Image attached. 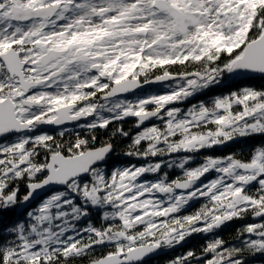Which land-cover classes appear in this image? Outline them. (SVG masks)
I'll list each match as a JSON object with an SVG mask.
<instances>
[{"label": "snow or ice", "instance_id": "1", "mask_svg": "<svg viewBox=\"0 0 264 264\" xmlns=\"http://www.w3.org/2000/svg\"><path fill=\"white\" fill-rule=\"evenodd\" d=\"M233 76L264 78V0H0V264H149L247 218L168 264L264 257V143L194 163L264 137V87L180 106ZM117 136L146 163L109 168Z\"/></svg>", "mask_w": 264, "mask_h": 264}, {"label": "trees", "instance_id": "2", "mask_svg": "<svg viewBox=\"0 0 264 264\" xmlns=\"http://www.w3.org/2000/svg\"><path fill=\"white\" fill-rule=\"evenodd\" d=\"M232 85H236L238 87L243 86H253V87H264V78L256 77L254 79L249 78H241V77H231L227 79V83L223 84L221 86H217L214 89L208 90L206 94L197 96L193 98L191 101L186 102L183 105H180L181 107H188L191 103H196L199 100H204L205 102H209L213 97L218 95L226 94L229 90H235L234 87H231ZM166 89L160 85H155L152 87H149L145 89L143 92V95L149 94V93H157L165 91ZM137 96L135 95L132 97L135 99ZM152 123H159L158 121H152ZM124 128L126 130H129L132 135L135 134L137 129L134 127V122L128 120L124 122ZM112 129L109 128L107 131H98L97 136L98 140L103 141L107 139L111 133H109ZM81 134H86L84 131H80ZM54 135H58L57 132H54ZM131 143L130 138H123L117 136L114 139L115 144V152L111 156L108 162L109 168L113 166H126L129 164H144L146 163L143 160H139L135 157H128L124 155V152L127 151L128 145ZM264 143V137H252L248 139H242L237 140L235 142H232L226 146H222L216 149H208L204 152L197 155L196 161L194 163H199L203 160V158L206 155H213V156H224L225 154L229 152H235L238 156H247L249 151L253 148V146H258L260 144ZM169 173V178H175L180 174L179 169H165ZM214 175V174H213ZM147 179L153 180L156 177L149 175L146 177ZM211 178V177H209ZM21 193L25 191L24 184H20ZM46 195L43 194L39 196L37 199H35L32 204L29 207H33L36 204L39 203V201ZM203 203V201H199L196 203H193L190 207H188L184 212L181 213V215L185 214H191L194 212L200 204ZM93 222L100 223L101 221L96 215H93L92 217ZM255 222L251 218L243 219V220H234L232 222L226 223L224 226H222L217 232L213 234H193L192 236L188 237L185 242H183L181 245H177L173 249H165L168 251L162 252L157 257L152 258L149 262V264H168V261L171 259H174L178 256H181L185 254L187 251L192 250L197 253V255L200 254L201 250L206 246L208 242H210L212 239L216 237H220L223 240L226 241L227 245H236L240 246V240L237 238L238 231L243 228V226L247 223ZM81 264H87V261H82ZM250 264H264V257H256L254 259H250Z\"/></svg>", "mask_w": 264, "mask_h": 264}, {"label": "flooded vegetation", "instance_id": "3", "mask_svg": "<svg viewBox=\"0 0 264 264\" xmlns=\"http://www.w3.org/2000/svg\"><path fill=\"white\" fill-rule=\"evenodd\" d=\"M143 93L144 92H137L136 94H129L128 95V98L129 99H133L132 97H134L135 95L136 96H138V95H143ZM130 121H132V122H134L133 120H131V119H129ZM70 130H73V126L72 125H68L67 126ZM115 125H113V126H110V128L112 129L109 133H112V131H114V129H115ZM44 130L45 131H48V132H50L51 134H55L54 132H59L60 131V129H58V128H53L52 126H45V128H44ZM75 131H84V130H82V129H75Z\"/></svg>", "mask_w": 264, "mask_h": 264}, {"label": "water", "instance_id": "4", "mask_svg": "<svg viewBox=\"0 0 264 264\" xmlns=\"http://www.w3.org/2000/svg\"><path fill=\"white\" fill-rule=\"evenodd\" d=\"M239 77H241V78H247V77H244V76H239ZM152 86H155V85H152ZM152 86H150V87H152ZM147 88H149V87H146L145 89H147ZM43 194H45V192H44L43 190H41L39 196H41V195H43ZM39 196H37L36 199H37ZM165 251H168V250H163L162 252H165ZM162 252H161V253H162ZM161 253H160V254H161ZM158 255H159V254H158ZM158 255H154L152 258H155V257H157ZM152 258H151V259H152Z\"/></svg>", "mask_w": 264, "mask_h": 264}]
</instances>
